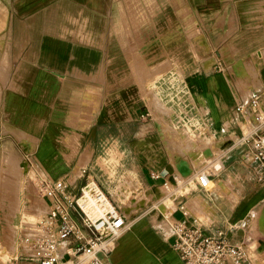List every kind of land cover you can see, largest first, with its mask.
<instances>
[{
	"label": "crops",
	"instance_id": "0c3cea01",
	"mask_svg": "<svg viewBox=\"0 0 264 264\" xmlns=\"http://www.w3.org/2000/svg\"><path fill=\"white\" fill-rule=\"evenodd\" d=\"M262 87L264 0H0V129L32 138L43 177L127 214L114 264H182V218L264 264V181L234 110Z\"/></svg>",
	"mask_w": 264,
	"mask_h": 264
},
{
	"label": "built area",
	"instance_id": "2783aa9c",
	"mask_svg": "<svg viewBox=\"0 0 264 264\" xmlns=\"http://www.w3.org/2000/svg\"><path fill=\"white\" fill-rule=\"evenodd\" d=\"M234 110L250 121L238 138L242 158L256 165L258 180L264 181V87L243 98ZM197 179L205 189L215 184L205 172L198 173ZM37 184L39 195L48 200L47 211L24 236L23 258L15 256L8 264H114L109 253L130 224L127 214L104 199L95 186L108 208L98 209L97 216L91 214L81 202L82 197H90L91 184L83 185L76 197L69 193L64 179L40 177ZM170 229L182 264H239L248 260L245 249L231 243L222 232L206 233L185 218L174 220Z\"/></svg>",
	"mask_w": 264,
	"mask_h": 264
},
{
	"label": "rangeland",
	"instance_id": "374dc122",
	"mask_svg": "<svg viewBox=\"0 0 264 264\" xmlns=\"http://www.w3.org/2000/svg\"><path fill=\"white\" fill-rule=\"evenodd\" d=\"M31 140L27 133L13 129L8 123L0 129V264H8L15 256L23 258L24 236L47 211L37 191V183L43 176L32 158ZM170 190L171 185L167 184L158 194L155 189V196Z\"/></svg>",
	"mask_w": 264,
	"mask_h": 264
},
{
	"label": "bare ground",
	"instance_id": "6f19581e",
	"mask_svg": "<svg viewBox=\"0 0 264 264\" xmlns=\"http://www.w3.org/2000/svg\"><path fill=\"white\" fill-rule=\"evenodd\" d=\"M21 133V132H20ZM26 134V133H25ZM103 164V163H102ZM186 166V165H185ZM221 163H216V167H220ZM182 169V168H181ZM184 172V171H183ZM185 173V172H184ZM179 181V180H178ZM225 182V181H224ZM223 185V184H222ZM96 187V186H95ZM94 185L88 186V191L90 194V197H82V203L85 206V208L94 216L98 215V209L106 210L108 208V204L98 195ZM6 259V255H5ZM2 262V261H1Z\"/></svg>",
	"mask_w": 264,
	"mask_h": 264
}]
</instances>
